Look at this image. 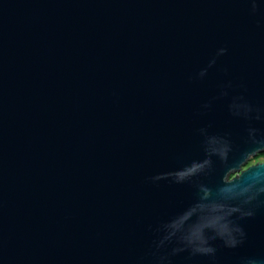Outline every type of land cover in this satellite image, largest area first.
Returning <instances> with one entry per match:
<instances>
[{
    "label": "water",
    "instance_id": "95a60500",
    "mask_svg": "<svg viewBox=\"0 0 264 264\" xmlns=\"http://www.w3.org/2000/svg\"><path fill=\"white\" fill-rule=\"evenodd\" d=\"M263 151L264 0H0V264H264Z\"/></svg>",
    "mask_w": 264,
    "mask_h": 264
},
{
    "label": "rangeland",
    "instance_id": "374dc122",
    "mask_svg": "<svg viewBox=\"0 0 264 264\" xmlns=\"http://www.w3.org/2000/svg\"><path fill=\"white\" fill-rule=\"evenodd\" d=\"M256 161H263V157L258 156V154L252 158L249 159L248 163H255ZM247 163V164H248ZM245 167V166H244Z\"/></svg>",
    "mask_w": 264,
    "mask_h": 264
},
{
    "label": "clouds",
    "instance_id": "9594fccd",
    "mask_svg": "<svg viewBox=\"0 0 264 264\" xmlns=\"http://www.w3.org/2000/svg\"><path fill=\"white\" fill-rule=\"evenodd\" d=\"M223 49L221 50V53H223ZM196 167H198V166H194L193 167V169L191 170V171H195L196 170ZM196 251H200V249H197ZM207 251H213V249H211V248H209V249H207Z\"/></svg>",
    "mask_w": 264,
    "mask_h": 264
},
{
    "label": "trees",
    "instance_id": "16d2710c",
    "mask_svg": "<svg viewBox=\"0 0 264 264\" xmlns=\"http://www.w3.org/2000/svg\"><path fill=\"white\" fill-rule=\"evenodd\" d=\"M258 156H261V157H263V158H264V151H263V152H261V153H259V154H258Z\"/></svg>",
    "mask_w": 264,
    "mask_h": 264
},
{
    "label": "flooded vegetation",
    "instance_id": "af4514ba",
    "mask_svg": "<svg viewBox=\"0 0 264 264\" xmlns=\"http://www.w3.org/2000/svg\"><path fill=\"white\" fill-rule=\"evenodd\" d=\"M260 157H261V156H260ZM263 161H264V158H263ZM256 162H257V161H256ZM250 164H251V163H248L247 165H250ZM247 165H246V166H247Z\"/></svg>",
    "mask_w": 264,
    "mask_h": 264
}]
</instances>
